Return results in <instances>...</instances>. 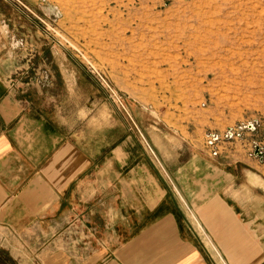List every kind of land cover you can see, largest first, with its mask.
I'll return each instance as SVG.
<instances>
[{"label": "crops", "instance_id": "1", "mask_svg": "<svg viewBox=\"0 0 264 264\" xmlns=\"http://www.w3.org/2000/svg\"><path fill=\"white\" fill-rule=\"evenodd\" d=\"M18 13L0 0V233L10 257L18 264H220L223 256L228 264H264V192L255 177L238 185L233 172L199 154L160 148L165 176L108 113L99 125L78 126L76 110L38 80L13 88L8 79L26 38L13 29ZM62 82L69 92L76 86Z\"/></svg>", "mask_w": 264, "mask_h": 264}, {"label": "rangeland", "instance_id": "2", "mask_svg": "<svg viewBox=\"0 0 264 264\" xmlns=\"http://www.w3.org/2000/svg\"><path fill=\"white\" fill-rule=\"evenodd\" d=\"M8 1L22 12L14 32L26 35L13 88L38 80L78 126L108 113L165 176L160 148L199 154L238 185L255 177L264 192L254 155L264 153V0ZM63 78L76 81L71 92ZM9 249L0 233V264H18Z\"/></svg>", "mask_w": 264, "mask_h": 264}, {"label": "water", "instance_id": "3", "mask_svg": "<svg viewBox=\"0 0 264 264\" xmlns=\"http://www.w3.org/2000/svg\"><path fill=\"white\" fill-rule=\"evenodd\" d=\"M254 155L256 157H259L260 160H262L264 158V153L261 151V149L259 147H256L255 148V152H254Z\"/></svg>", "mask_w": 264, "mask_h": 264}, {"label": "built area", "instance_id": "4", "mask_svg": "<svg viewBox=\"0 0 264 264\" xmlns=\"http://www.w3.org/2000/svg\"><path fill=\"white\" fill-rule=\"evenodd\" d=\"M197 222H195V224H196ZM203 233V232H202ZM202 233H200L201 235H202ZM205 236V235H204ZM212 247V246H211ZM214 249V248H213ZM221 260V262H222V264H225L224 263V261L222 260V259H220Z\"/></svg>", "mask_w": 264, "mask_h": 264}, {"label": "trees", "instance_id": "5", "mask_svg": "<svg viewBox=\"0 0 264 264\" xmlns=\"http://www.w3.org/2000/svg\"><path fill=\"white\" fill-rule=\"evenodd\" d=\"M9 262H13V261H12V259H10V261H9Z\"/></svg>", "mask_w": 264, "mask_h": 264}]
</instances>
